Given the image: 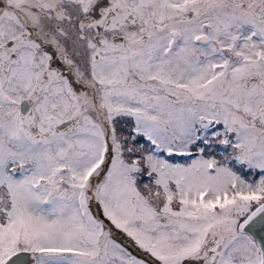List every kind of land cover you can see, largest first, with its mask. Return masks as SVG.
<instances>
[{"label":"snow or ice","instance_id":"snow-or-ice-1","mask_svg":"<svg viewBox=\"0 0 264 264\" xmlns=\"http://www.w3.org/2000/svg\"><path fill=\"white\" fill-rule=\"evenodd\" d=\"M0 264H264V0H0Z\"/></svg>","mask_w":264,"mask_h":264}]
</instances>
